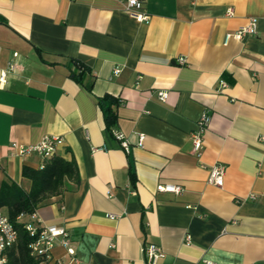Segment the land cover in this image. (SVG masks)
I'll use <instances>...</instances> for the list:
<instances>
[{
    "label": "crops",
    "instance_id": "0c3cea01",
    "mask_svg": "<svg viewBox=\"0 0 264 264\" xmlns=\"http://www.w3.org/2000/svg\"><path fill=\"white\" fill-rule=\"evenodd\" d=\"M143 1L149 23L122 0H0V182L29 191L23 168L42 159L12 145L59 137L56 154L76 162L80 182L36 212L69 233L55 261L147 264L155 244L158 264H264V0ZM252 18L255 36L224 45ZM76 61L83 83L71 77ZM105 96L118 101L129 154L106 129ZM217 164L222 187L208 183Z\"/></svg>",
    "mask_w": 264,
    "mask_h": 264
},
{
    "label": "built area",
    "instance_id": "2783aa9c",
    "mask_svg": "<svg viewBox=\"0 0 264 264\" xmlns=\"http://www.w3.org/2000/svg\"><path fill=\"white\" fill-rule=\"evenodd\" d=\"M125 12L131 15L139 23H149L150 16L144 12V1L143 0H122ZM234 12L232 9L228 10L227 17H232ZM258 20L252 18L249 20L248 24L240 27L238 30L229 32L226 34L224 45L232 40L243 41L247 37H252L257 34ZM179 64H186L184 58H180ZM117 69L115 73H119ZM5 76L2 77V82ZM222 87H227V84L222 82ZM158 97L162 102H166L168 99L167 92H159ZM211 123V116L204 113L198 122L197 130L192 134L191 139L193 142V152L197 157H200L204 149V137L209 130ZM113 136L120 142L121 147L126 153H130V143L125 138V136L114 129L112 131ZM140 145L145 140L144 135L139 136ZM264 140V138H262ZM61 142L59 137L45 136L42 141L35 146H24L20 144H13L12 149L14 152L23 157L31 154H36L42 159L40 164V169H43L46 162L53 158L57 153L58 145ZM225 167L221 164L213 166L209 170L208 183L216 187H222L224 184ZM164 191L170 192H180V187H162ZM27 232L30 233L32 237H35V241L30 245L31 255L34 257H41L43 261L41 264H63L62 261L54 260L53 250L56 246H62L65 248L69 247V233L57 226H44L40 219L37 217L36 213L31 216V221L26 225ZM19 239L18 231L16 230L14 224L10 221L7 215L0 212V264H7V251L12 248ZM191 238H187V243H190ZM69 252L73 254L74 252L69 249ZM144 254L146 257L147 264H158V261L164 257V253L161 248L155 244H150L144 247ZM197 264H215L214 262L204 260Z\"/></svg>",
    "mask_w": 264,
    "mask_h": 264
},
{
    "label": "trees",
    "instance_id": "16d2710c",
    "mask_svg": "<svg viewBox=\"0 0 264 264\" xmlns=\"http://www.w3.org/2000/svg\"><path fill=\"white\" fill-rule=\"evenodd\" d=\"M74 64L77 71L74 70L71 77L77 82L83 83L87 68L78 61ZM117 104L118 101L109 96L99 100L106 129L109 132L117 126ZM2 173L3 169L0 166V176ZM23 177L31 182L29 191L10 178L0 182V212L5 210V215L14 224L19 235L18 242L7 251V264H41L43 258L31 255L30 245L35 241V237L27 232L26 225L40 206L65 193L67 182L78 185L80 174L74 160L67 161L56 154L46 162L43 169L24 167Z\"/></svg>",
    "mask_w": 264,
    "mask_h": 264
},
{
    "label": "rangeland",
    "instance_id": "374dc122",
    "mask_svg": "<svg viewBox=\"0 0 264 264\" xmlns=\"http://www.w3.org/2000/svg\"><path fill=\"white\" fill-rule=\"evenodd\" d=\"M2 213H6L5 210H3Z\"/></svg>",
    "mask_w": 264,
    "mask_h": 264
}]
</instances>
